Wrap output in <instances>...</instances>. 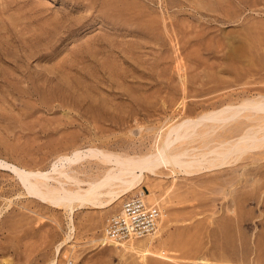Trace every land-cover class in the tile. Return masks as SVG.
<instances>
[{
	"label": "rangeland",
	"instance_id": "374dc122",
	"mask_svg": "<svg viewBox=\"0 0 264 264\" xmlns=\"http://www.w3.org/2000/svg\"><path fill=\"white\" fill-rule=\"evenodd\" d=\"M245 100H264V0H0V264H47L70 223L42 198L85 196L121 164L129 179L169 129L189 128L174 147L194 154L264 129L222 120ZM229 161L146 176L125 198L161 208L154 236L103 244L125 198L77 209L58 264H264V148Z\"/></svg>",
	"mask_w": 264,
	"mask_h": 264
},
{
	"label": "bare ground",
	"instance_id": "6f19581e",
	"mask_svg": "<svg viewBox=\"0 0 264 264\" xmlns=\"http://www.w3.org/2000/svg\"><path fill=\"white\" fill-rule=\"evenodd\" d=\"M231 106L232 105L229 104V106L227 107L228 111H222V113L227 112L226 115L221 117L222 120L227 121L228 118L231 119L232 117H235L239 115L240 113H242V111L244 112V114H246L245 112L248 111L249 113H247L246 115L243 114L244 117H246L247 119H250V120L252 118H254V120L257 119L258 123H261L264 121L263 119L264 117H259L260 113H257V116L251 113L252 110L264 112V100H259V101L258 100H245V102L239 105L238 108H235L232 110H231ZM217 115H219V113ZM215 116L216 114L210 113V114L204 115L202 119H213L214 120ZM225 121H222V123H224ZM215 125L217 126V124ZM241 125H242V122H241ZM182 126L183 125L176 126V127L169 129V131L165 134V136L160 141L158 146L155 148L154 152L149 154L148 156L141 157L140 162L138 161L139 165L133 169L132 168L130 169L132 176H130L129 179H126V176L129 173L128 166H125V164L124 165L121 164V167L118 169L117 174L112 173L111 171L108 172L106 180L90 187L89 191L86 192L85 196H81L82 195L81 192L77 191L76 193L72 194V196H67L69 197L68 199H62L59 191L54 189L55 192L51 193L48 197L42 198L43 202L47 204L48 206H50L51 208L56 209V210L57 209L64 210L69 216V223H70L68 235L65 236L64 240L55 247L53 258L50 259L47 264H58L57 258L61 254V251L64 249L65 246H67L71 241H73L72 234L74 233V226L72 225L71 217L77 209H81L85 206H92V207H98L101 205H103L104 207L110 206L118 202L122 198H125L126 196L133 193L134 191L138 190V188L141 186L142 181H144V178H146V176L148 177V175L150 174H156L157 172L163 169L170 170L173 174H177V175L183 174L186 177L187 176L193 177L195 174H198L201 171L203 172L205 170L208 171V170H213V169L216 170L217 168L221 169L222 166L228 165V162H230L229 161L230 159H234V161L235 160L238 161L241 155L247 150H255V149L259 150V148L260 149H262V147L264 148V141H262L264 139L261 140V136L264 134V132L262 131L264 129L262 127L258 128L256 126L257 130L253 128L254 131L252 130V133H249L251 131L249 130L248 133L244 134L243 137H241L239 142L237 143L227 142L226 143V140H222L218 142L217 144L219 146L218 150H213V148H211L209 152H204L205 144L207 143L205 142V140L203 141V138H205L206 136L207 137L210 136L208 132L211 131L210 133L212 134L214 130L217 128L215 126L214 127L210 126L207 129L208 132L205 129L206 132H203L204 133L203 136L198 135V137L202 139L203 142H205L203 145V149H202L203 152H201L200 154L190 153L191 150L189 151L188 150L189 148L183 147V145H178L174 147V144L177 142V140H186L187 134L189 133L188 132L189 128H185L181 130ZM190 129L192 130L194 129V127H191ZM259 133H263V134L258 136V138L260 137V139L256 143H254V140L258 139L256 137V134L259 135ZM228 140H230V136ZM240 141H243V143L240 144ZM183 142H186V141H183ZM185 144L188 146L187 143ZM225 145H227V147ZM191 148H194V147H191ZM207 149L205 148V150ZM208 155H211L213 157L212 158L211 156L207 157ZM75 156L77 155L75 154ZM135 171H137V174L135 173ZM14 172L18 176L25 174L27 176L34 177V178L45 177L47 175V172H43V171H25V170L17 169V168H14ZM210 172H213V171H210ZM113 179L119 180L117 182L120 183L119 185L116 186L115 189H113V187L111 188L112 184H109L110 180H113ZM41 185L42 184L39 183V186ZM42 186H45V185L43 184ZM106 187L110 188L105 193L107 198L105 201H101L99 199V196L103 194L100 191ZM155 202H157V200H155ZM154 235H156V233Z\"/></svg>",
	"mask_w": 264,
	"mask_h": 264
},
{
	"label": "built area",
	"instance_id": "2783aa9c",
	"mask_svg": "<svg viewBox=\"0 0 264 264\" xmlns=\"http://www.w3.org/2000/svg\"><path fill=\"white\" fill-rule=\"evenodd\" d=\"M157 205L148 204L144 191L125 198L117 213L108 217L103 228V244L121 245L154 235L163 217ZM61 264H74L70 259Z\"/></svg>",
	"mask_w": 264,
	"mask_h": 264
}]
</instances>
